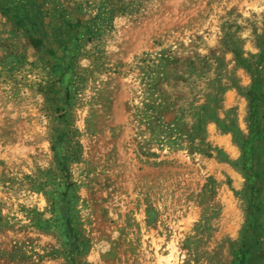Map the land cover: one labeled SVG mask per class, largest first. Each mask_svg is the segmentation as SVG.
Returning <instances> with one entry per match:
<instances>
[{"label": "rangeland", "instance_id": "obj_1", "mask_svg": "<svg viewBox=\"0 0 264 264\" xmlns=\"http://www.w3.org/2000/svg\"><path fill=\"white\" fill-rule=\"evenodd\" d=\"M0 264H264V0H0Z\"/></svg>", "mask_w": 264, "mask_h": 264}, {"label": "trees", "instance_id": "obj_2", "mask_svg": "<svg viewBox=\"0 0 264 264\" xmlns=\"http://www.w3.org/2000/svg\"><path fill=\"white\" fill-rule=\"evenodd\" d=\"M158 100H159L160 102H162L164 105L166 104L165 99H164L161 95H159ZM161 105H162V104H161ZM161 105H160V106H157L156 109L158 110V109L160 108V109H161L160 111L167 112V111H168V110H167V107H165V106H163V105L161 106ZM168 105L170 106V108L172 107L171 104H168ZM158 107H159V108H158ZM159 114H160V113H159ZM202 120H203V119H201V120H199V121L202 122ZM162 123L165 124V125H167V127H169V126H168V125H169L168 122H166V121H162ZM234 140H235V142H236L237 139H234ZM239 146H240L241 149L244 148V144H243V143H240ZM65 195H67V193H65ZM61 210L64 211L65 214H67L69 209H68V207L65 206V207H62ZM244 259H245V258H243L242 260L244 261ZM245 261H246V259H245Z\"/></svg>", "mask_w": 264, "mask_h": 264}]
</instances>
